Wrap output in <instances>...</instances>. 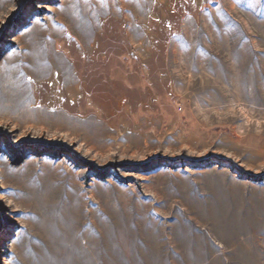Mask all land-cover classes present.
<instances>
[{
    "label": "rangeland",
    "instance_id": "374dc122",
    "mask_svg": "<svg viewBox=\"0 0 264 264\" xmlns=\"http://www.w3.org/2000/svg\"><path fill=\"white\" fill-rule=\"evenodd\" d=\"M0 264H264V0H0Z\"/></svg>",
    "mask_w": 264,
    "mask_h": 264
},
{
    "label": "bare ground",
    "instance_id": "6f19581e",
    "mask_svg": "<svg viewBox=\"0 0 264 264\" xmlns=\"http://www.w3.org/2000/svg\"><path fill=\"white\" fill-rule=\"evenodd\" d=\"M59 62V61H58ZM65 72V71H64ZM13 105V104H12ZM45 113V112H44ZM43 113V115H44ZM48 114V113H47ZM54 114V113H53ZM42 115V116H43ZM38 119V118H37ZM40 119V118H39ZM42 119V118H41ZM43 119H46L45 121L48 122L49 124L47 125L49 128L51 129H60V128H64V127H70V125H72L71 121L68 120L67 118L63 117V116H60V115H55L53 117H50V116H46L44 117L43 116ZM31 121V120H30ZM43 121V122H45ZM46 122L44 124H46ZM34 123V122H33ZM37 123V122H36ZM28 124V123H27ZM40 124H43L40 122ZM33 125V124H32ZM31 125V126H32ZM36 126V125H35ZM46 126V125H45ZM74 126V125H73ZM72 127V126H71ZM47 129V127H46ZM75 131V130H74ZM120 239V237H119Z\"/></svg>",
    "mask_w": 264,
    "mask_h": 264
}]
</instances>
